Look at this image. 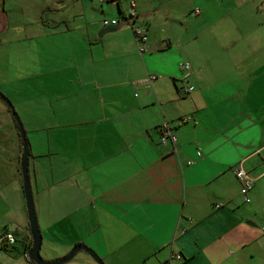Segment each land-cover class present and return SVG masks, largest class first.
Wrapping results in <instances>:
<instances>
[{"label":"crops","instance_id":"0c3cea01","mask_svg":"<svg viewBox=\"0 0 264 264\" xmlns=\"http://www.w3.org/2000/svg\"><path fill=\"white\" fill-rule=\"evenodd\" d=\"M141 1L110 2L111 20L131 4L136 16L102 38L95 25L52 32H81L86 55L37 61L56 66L54 86L21 114L41 257L83 244L104 264H264V24ZM136 25L147 28L142 54ZM165 125L174 145L160 144ZM238 165L254 180L249 204ZM20 177L0 181V230L15 237L0 264H30ZM65 264L97 263L79 251Z\"/></svg>","mask_w":264,"mask_h":264},{"label":"rangeland","instance_id":"374dc122","mask_svg":"<svg viewBox=\"0 0 264 264\" xmlns=\"http://www.w3.org/2000/svg\"><path fill=\"white\" fill-rule=\"evenodd\" d=\"M127 2L129 4V0ZM141 2L143 8L148 9L150 0ZM155 2L157 5L163 2L171 11H232V17L235 20L237 17L240 26L264 24V0ZM102 11L118 10L112 3L101 4L98 0H0V93L10 100L21 121L23 112L27 115L35 109L36 97L44 94V89L54 86L49 84L54 82V76L49 72L56 68L55 64L39 65L37 61L53 56L72 58L86 55L78 40H74L82 38L81 32H71L73 38L55 36L57 34L52 32L69 25H95L97 38L102 21L111 20ZM22 122L23 125L25 121ZM19 144L21 140L13 117L0 98V181L2 176L5 180L9 177V187L14 185L16 169L20 171ZM20 182L22 185L21 177ZM40 255L43 257V250H40Z\"/></svg>","mask_w":264,"mask_h":264},{"label":"water","instance_id":"95a60500","mask_svg":"<svg viewBox=\"0 0 264 264\" xmlns=\"http://www.w3.org/2000/svg\"><path fill=\"white\" fill-rule=\"evenodd\" d=\"M124 26H125L124 23H120L118 26L104 27L98 32V38H102L106 34L115 33ZM0 98L5 103L10 114L12 115L21 140L22 153L20 157V173L22 177V187H23L24 199L26 204L29 230L32 239L31 248L27 252L28 260L33 262L34 264H65L69 262L74 257V255L79 251H85L97 264H104L103 261L95 254V252L92 249L86 247L83 244H78L75 247H73L71 251L64 258L58 261L48 262L41 257L40 248H41L42 236L38 226V221L34 209L32 189H31L30 177H29V143L26 137V132L20 120V117L16 113L12 103L2 93H0Z\"/></svg>","mask_w":264,"mask_h":264},{"label":"built area","instance_id":"2783aa9c","mask_svg":"<svg viewBox=\"0 0 264 264\" xmlns=\"http://www.w3.org/2000/svg\"><path fill=\"white\" fill-rule=\"evenodd\" d=\"M101 4L105 2H113L114 0H98ZM200 11L195 10L193 14L199 15ZM136 16V12L134 9V5L131 4L129 7V10L127 14L124 16V19L122 23L126 24L129 23L130 19H133ZM120 24L119 20L112 19V20H103L102 26L103 27H113L118 26ZM132 31L134 34L135 42L138 47V51L140 54L144 53V46L147 42L148 36H147V28L142 25H136L132 26ZM179 67L182 71L187 72L190 70V64L188 62H181L179 64ZM154 76H148L147 81L153 80ZM192 87H188L185 89V92L188 93L192 91ZM160 144L167 145L171 143L174 145L176 143V137L174 136L171 128L168 125L163 126L160 129V136H159ZM200 155V153H198ZM188 164H191V162H188ZM236 179L238 183L240 184V195L244 201V203L249 204L251 202V199L249 197V194L253 187L254 180L250 176V174L241 166L238 165L234 171ZM264 231V229H263ZM7 243V244H14L15 243V237L13 234H10L6 231L0 230V245ZM176 259L181 260L182 257L180 255L176 256Z\"/></svg>","mask_w":264,"mask_h":264},{"label":"trees","instance_id":"16d2710c","mask_svg":"<svg viewBox=\"0 0 264 264\" xmlns=\"http://www.w3.org/2000/svg\"><path fill=\"white\" fill-rule=\"evenodd\" d=\"M30 246H31V245H30ZM30 246H29V248H30ZM26 259L28 260L27 255H26ZM28 262H29L30 264H34L33 262H31V261H29V260H28Z\"/></svg>","mask_w":264,"mask_h":264}]
</instances>
